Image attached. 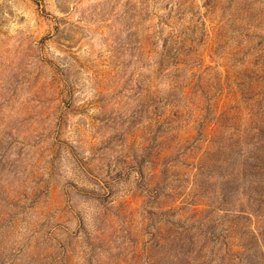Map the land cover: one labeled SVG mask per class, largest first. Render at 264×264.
<instances>
[{
    "label": "rangeland",
    "instance_id": "rangeland-1",
    "mask_svg": "<svg viewBox=\"0 0 264 264\" xmlns=\"http://www.w3.org/2000/svg\"><path fill=\"white\" fill-rule=\"evenodd\" d=\"M0 264H264V0H0Z\"/></svg>",
    "mask_w": 264,
    "mask_h": 264
}]
</instances>
